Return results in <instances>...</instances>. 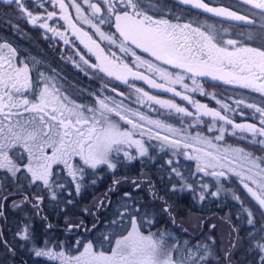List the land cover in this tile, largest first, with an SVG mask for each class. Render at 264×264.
<instances>
[{
    "label": "snow or ice",
    "instance_id": "6c2138e0",
    "mask_svg": "<svg viewBox=\"0 0 264 264\" xmlns=\"http://www.w3.org/2000/svg\"><path fill=\"white\" fill-rule=\"evenodd\" d=\"M0 5V24L12 33L27 24L76 48L70 30L87 49L77 50V67L130 89L127 97L113 88L115 96L89 93L93 100L78 103L55 70L31 53L22 57L0 35V264H264V0ZM212 18L217 22L209 23ZM130 78L180 97L195 112ZM203 78L243 91L228 103L206 92ZM190 91L210 95L219 108ZM133 96L136 105L167 110L169 119L174 113L176 122L125 103ZM237 114L245 122L237 123ZM188 117L192 123L184 127ZM200 125L216 134L189 130ZM226 135L245 146L220 144ZM181 157L194 162V170L183 167ZM133 161L141 165L136 175L125 171ZM105 176L111 179L106 191L80 208ZM184 200L190 201L187 220L180 219ZM209 205L228 212L219 220L203 215ZM53 211L63 218L62 229L51 223ZM164 217L165 227H157ZM221 223L226 242L218 236Z\"/></svg>",
    "mask_w": 264,
    "mask_h": 264
},
{
    "label": "rangeland",
    "instance_id": "374dc122",
    "mask_svg": "<svg viewBox=\"0 0 264 264\" xmlns=\"http://www.w3.org/2000/svg\"><path fill=\"white\" fill-rule=\"evenodd\" d=\"M67 2H69V0H66V3ZM0 7H3V6L0 5ZM84 7L87 8L86 5H84ZM69 10L72 11L73 13H75L74 9L70 8ZM257 23H259V21H257ZM25 27L30 28L31 25H27V24L22 25V28H25ZM0 35L7 36L8 37V42L12 43L14 47L18 48V50L21 52V56L22 57L24 56L25 51H27V53H31L32 56L37 57L42 62H45V67L55 70V73H58L59 77L61 78L60 79V83H62L65 87L69 88V92L67 94H69L72 98L77 99L78 103L88 102V101L93 100L94 96H90L89 93H99L101 96H115L116 93L112 92L113 88H116L117 92H124L126 97L128 96V93L130 91V89H128V87L123 88L121 86H118V87L115 86V87L111 88L110 86L107 85V88H105L104 84L106 82L94 78L93 75L91 74V70L88 71L87 74L89 75V77H86V78L85 77H80V76H79L80 78L79 77L76 78L75 76H70L71 74H74L75 72H73V73L66 72L67 73V75H66L62 70H60V68L62 67L61 63H54L53 62V58L55 56L51 60H49V55L48 54L44 55V54L40 53L37 50V44H38L39 41H35V40L31 39L29 36H26L23 32H21L19 35L14 34L11 31H9V29L6 26V24H0ZM41 36L46 38V37H49V34L47 33L45 35L44 34V30H42V35ZM24 41H29L33 46L24 45L23 44ZM64 57H66L68 60H70V62H72L71 65L67 66L65 61H64V69L65 68H70L71 66L77 67L76 66L77 63H80V61L77 58V55L75 54L74 51L68 52L67 54L64 53ZM93 62H95V61L93 60ZM77 68L81 69L79 67H77ZM83 73L86 74L85 71H83ZM46 74H51V73L50 72H46ZM33 75H35V73H33ZM109 80H111V79L109 78ZM73 83H74V85H72ZM187 83L191 87V83L192 82L190 80H188ZM134 84H136V86H138V87H141L140 86L141 83L135 82ZM142 84H143V82H142ZM203 87L205 89V87H206L205 83H203ZM142 88L144 90L147 89L146 91L150 92L153 95H156L155 92H158L157 94H160V95L159 96L156 95V96H158L160 98H162V95H165L166 97L163 98V99H173V98H175V97L172 96L171 93L161 94L158 89H153L151 87H147V88L142 87ZM238 92L239 91H232V92H229V93H224V99L223 100L225 102L232 103L235 99L238 98V96H237ZM191 93H193V92L190 91L188 94H191ZM195 94L200 95L199 92H195ZM229 97H231V99H229ZM119 99H124V97L117 96V100H119ZM210 99H212L211 96H210ZM213 101L215 102V100H213ZM125 103H131L133 107L140 108L141 111L149 114L153 118H159V119H163V120H168V122H170V123H175L176 122L175 114L173 113L172 119H169V117L167 115V110L159 109V107L155 106L158 109V111H152L146 105L143 106V107H141L139 105H136L134 96L130 97L129 99H126ZM213 107L219 108V105H217L216 102H215ZM189 110L195 112L194 108L189 109ZM246 111H250V110H246ZM228 115L232 116L233 114L232 113H228ZM203 119L205 121L209 120L208 117H204ZM234 119H235V121L237 123H242V122H245L246 117H243V116H240V115L237 114V115H235ZM185 121L186 122H185V124L183 126L187 127V125L189 123H192V118L191 117L185 118ZM177 126H180V125H177ZM189 130L192 131L193 134H195L196 131H202V130H203L205 135L212 136V135L216 134V133H208L206 131V128H205L204 125H200L198 128H192V129H189ZM219 143L220 144H226V145H232V146H240V147H244L245 146L243 141H238L237 139L231 137L230 135H226L225 136V140L221 141ZM257 155H261V153L259 151H257ZM167 159H168V157H163V159L161 160V163L166 162ZM133 165H135L136 168H133ZM181 165L183 167H189V166L191 167V165H192L191 168L194 170V162H193V164H190V161H186L182 157H181ZM157 167H159V165H157ZM140 170H141L140 163L138 161H133L131 166L128 169H126L125 171H127L131 175H136ZM152 172L154 173L153 179H154V181H156L157 186L159 188H162V184L160 183L159 176H158V174H155L156 173V169L153 168ZM110 183H111L110 177L109 176H105V178L103 180L98 182V184H97L95 189L89 190V192L87 193V195L85 196V198L83 199V201L81 202L79 207L82 208L85 205H87L89 202H91L93 200L94 196L102 195L106 191V189H107V187H108V185ZM140 195L145 197L146 199L148 198L147 193H140ZM112 199L115 200V197L113 196ZM189 203H190L189 200H184L181 203L180 209H179L181 214L183 215V217H181V219L187 220L189 213L187 211L186 205H188ZM183 208L186 209V210L182 213ZM49 211H51V209L46 210L45 214H47V212H49ZM227 212H228L227 208H224L223 210H221V208H217V207H213L212 205H209V207L207 209H205L203 215H211L212 213H215V214L216 213H221V215H219V214L216 215L218 220H219V218L225 217V214ZM196 214L197 215H201L200 212H197ZM49 218H50V221H51V223L53 225H58L60 229L63 228V218L58 214V212L53 211ZM90 219H91L90 217L87 218L86 222H89ZM165 220H167V217H164L161 220V222L157 225V227H159V228L165 227V223H164ZM186 224L187 225H184V227H189L190 228V225L188 223H186ZM89 226H91L90 223H89ZM168 227L171 228V225H168ZM155 230L156 229L154 228L153 231H155ZM226 232H227V226L225 224L221 223L220 227H219V231H218V236L221 239H224L225 242H226V236H225ZM98 234L99 233H97V235ZM178 235H180L182 239L183 238H187V237H184L182 233H178ZM61 238L63 239V236H61ZM89 238H91V237H89Z\"/></svg>",
    "mask_w": 264,
    "mask_h": 264
},
{
    "label": "flooded vegetation",
    "instance_id": "af4514ba",
    "mask_svg": "<svg viewBox=\"0 0 264 264\" xmlns=\"http://www.w3.org/2000/svg\"><path fill=\"white\" fill-rule=\"evenodd\" d=\"M93 2H95V0H93ZM169 2H170V0H169ZM206 2H207V0H206ZM231 2H232V0H217V3H223V4H228V3H231ZM70 14L75 16V13H73L72 11H70ZM206 15H210V14H206ZM189 16H190V14L186 13L185 14V20L187 18H189ZM204 19H205V16H201L200 17L201 21H203ZM217 20H218V18H212L208 22L209 23H216ZM182 22H184V21H182ZM60 23L62 24L63 21H60ZM224 27L225 28H229L231 30L229 22H225L224 23ZM84 28H85V30H89L86 25L84 26ZM62 30H64V29H62ZM112 31H114V28L112 29ZM236 31H243V30H236ZM22 32L26 36H29L31 39H33L35 41H39L38 44H37V50L40 53L44 54V55L48 54L49 55V60H51L55 56L53 58V62L54 63H61L62 67L60 68V70H62L66 75H67L66 72H70V73L75 72L74 74H71L70 76H75L76 78H78L79 76L80 77H85V78L89 77L88 74H84L81 69H78L75 66H71L70 68H65L64 69V61H65L67 66L72 64V62H70V60H68L66 57H64V53L67 54L68 52L74 51L75 54H76L77 50H80L81 54H86L87 53V49H85L84 46L79 43V40H76V38L71 35V31L70 30H68V35H69L71 40L75 41V45L77 46L76 48H74L72 45H65L62 40H60L58 37H55L52 33H48L49 37H46V38L42 37L41 36L42 35V30H38V29L34 28L33 26H31L30 28H28V27L23 28ZM234 34H235V32H234ZM95 38L97 40H99L98 37H95ZM23 44L24 45H28V46H33L29 41H24ZM102 44L104 46H106L107 42H102ZM113 51H118V50L113 48ZM136 51H137V53L139 55L144 56L146 58H150V57H148V55L141 53L139 50H136ZM25 53H27V51H25ZM87 55L90 56L91 54H87ZM77 58L79 59L78 55H77ZM129 59H131V57H129ZM91 60L93 62V60L95 61V58L92 56ZM104 82H106L107 85L110 86L111 88L115 87V86L116 87L121 86L123 88L127 87L123 83L111 81V80H109L107 78L104 79ZM130 83H135V82H130ZM138 83H140V82H138ZM202 83L206 84L205 90L208 93H218V96H217L218 99H221V98L224 99V93H229V92H232V91H243V90L235 89L233 86L222 85V84L220 85V87H216L215 85L219 84L220 82H210V81H207V80H202ZM72 85H74V83ZM140 86L141 87H145V88L148 87L145 83H143V84L141 83ZM177 88L180 91H183V89H181L179 86H177ZM145 90H147V89H145ZM157 93L158 92H155V94L159 96L160 94H157ZM161 94H164V93H161ZM189 95H192L195 100L199 101L200 103L207 104L210 107H213V105L215 104V102L212 99H210V95L205 96V95H201V94L198 95V94H195V93H191ZM165 97H166L165 95H162V98H165ZM173 99H175V101L178 104H180L181 106L188 107V108L193 107L192 105L188 104L187 101L181 100L180 97H175Z\"/></svg>",
    "mask_w": 264,
    "mask_h": 264
},
{
    "label": "trees",
    "instance_id": "16d2710c",
    "mask_svg": "<svg viewBox=\"0 0 264 264\" xmlns=\"http://www.w3.org/2000/svg\"><path fill=\"white\" fill-rule=\"evenodd\" d=\"M182 211H185V209L183 208V210ZM181 217H183V215H181ZM181 217H180V219H181ZM185 225H187L186 223H185Z\"/></svg>",
    "mask_w": 264,
    "mask_h": 264
},
{
    "label": "water",
    "instance_id": "95a60500",
    "mask_svg": "<svg viewBox=\"0 0 264 264\" xmlns=\"http://www.w3.org/2000/svg\"><path fill=\"white\" fill-rule=\"evenodd\" d=\"M111 79H114V78H111ZM131 79V78H130ZM159 90V89H158Z\"/></svg>",
    "mask_w": 264,
    "mask_h": 264
}]
</instances>
